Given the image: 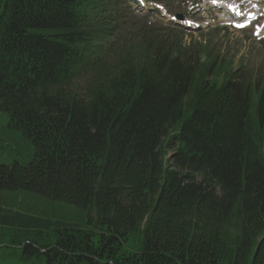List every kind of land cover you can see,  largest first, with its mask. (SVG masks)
Here are the masks:
<instances>
[{
    "label": "trees",
    "instance_id": "obj_1",
    "mask_svg": "<svg viewBox=\"0 0 264 264\" xmlns=\"http://www.w3.org/2000/svg\"><path fill=\"white\" fill-rule=\"evenodd\" d=\"M142 33L114 0H1L0 113L34 152L0 165V264H264V82L198 85Z\"/></svg>",
    "mask_w": 264,
    "mask_h": 264
},
{
    "label": "rangeland",
    "instance_id": "obj_2",
    "mask_svg": "<svg viewBox=\"0 0 264 264\" xmlns=\"http://www.w3.org/2000/svg\"><path fill=\"white\" fill-rule=\"evenodd\" d=\"M259 8L262 15L256 18L253 27L248 31L243 30V32H238L223 26V14L216 13L212 18H208L205 21L204 25L207 26L203 27L201 31L189 32L186 34V37H181L175 33L172 35L175 39H169L171 36H168L167 39L151 40L150 45L157 46L169 43V41H178L186 48V52L191 56V60L192 57H196L195 52L197 51L210 52L211 60L215 56L217 58L221 57L230 64L231 70L237 69L238 71H242L240 74L246 75L248 77L247 80L264 82V0H261ZM155 26L163 32L164 25L156 23ZM180 37L182 41L178 40ZM7 123V116L0 113V165H11L14 162H28L34 152L32 143L19 131L9 130ZM17 195L10 197L12 201L11 205L30 208L36 215L43 208L48 210L56 207L51 202L44 205L42 202L35 203L34 200L23 201L22 197H16ZM4 196L8 195L4 194ZM63 211L61 209V212Z\"/></svg>",
    "mask_w": 264,
    "mask_h": 264
},
{
    "label": "bare ground",
    "instance_id": "obj_3",
    "mask_svg": "<svg viewBox=\"0 0 264 264\" xmlns=\"http://www.w3.org/2000/svg\"><path fill=\"white\" fill-rule=\"evenodd\" d=\"M238 14H241V13H238Z\"/></svg>",
    "mask_w": 264,
    "mask_h": 264
}]
</instances>
